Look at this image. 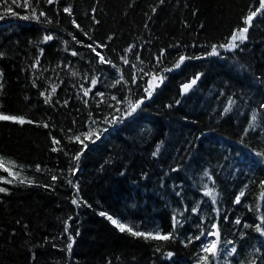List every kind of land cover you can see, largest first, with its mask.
<instances>
[{"label": "trees", "instance_id": "1", "mask_svg": "<svg viewBox=\"0 0 264 264\" xmlns=\"http://www.w3.org/2000/svg\"><path fill=\"white\" fill-rule=\"evenodd\" d=\"M69 5L72 16L63 12ZM257 7L259 0H39L36 15L46 17L37 20L31 8L0 0V111L32 121H0V157L19 173L0 168V264H203L214 223L212 264H264V235L255 231L264 218V16L234 50L219 47ZM94 43L107 44L98 51L116 67L98 62L87 47ZM213 45L218 55H209ZM181 54L194 58L175 68ZM153 73L164 79L148 97ZM81 85L92 91L84 96ZM101 212L175 239L121 232Z\"/></svg>", "mask_w": 264, "mask_h": 264}, {"label": "snow or ice", "instance_id": "2", "mask_svg": "<svg viewBox=\"0 0 264 264\" xmlns=\"http://www.w3.org/2000/svg\"><path fill=\"white\" fill-rule=\"evenodd\" d=\"M5 3H7V0H4ZM161 3H163V0H160ZM11 3L12 4H15L17 7H25L26 9L27 8H31V16L34 17L35 19L39 20L40 17H46V13L44 11H40L39 12V15H36V10H37V7L39 6V0H36V4L33 5L31 0H23V5L20 4L19 0H11ZM45 3L51 5V4H54V3H58V0H45ZM6 12H11L12 15H18V13L16 12H12L11 8H6L5 9ZM93 12H95V8L92 9ZM153 12L156 11V8H153L152 9ZM63 12L64 13H67L69 16H72L73 14V10H72V7L71 5L69 6H66L63 8ZM261 15V16H264V0H259V7H257L256 9L254 10H249L248 14L244 17L243 19V24L244 26L243 27H239L237 28L236 30L233 31L231 37H230V40L227 44H222V45H219V47L221 48H228V49H233V48H236L238 47L237 45V41H239L240 43H243V41L245 39H247V33L249 31V28L253 26V20L254 18L257 17V15ZM23 19H29L30 17L29 16H23L21 17ZM0 19H3L2 16H0ZM93 20L96 22V23H99V21L95 20V17H93ZM50 22V21H49ZM72 24L77 28V29H80V25L76 22L75 19L72 20ZM81 31H83L82 29H80ZM85 36H88V33L85 32L84 33ZM53 37L51 35H46L43 37V40L44 41H50L52 40ZM89 39H91V37L89 36ZM109 39H111V37H109ZM73 40H76V37L73 36ZM77 43H80V41H77ZM87 47L89 49H91V51L95 54V56L98 58V62L101 63V64H109L111 65L112 67H116L115 64H113L112 60L111 59H108L106 58V56L101 52V51H98V49H104L107 47V44H102V43H94V44H88ZM133 48H135V45H132V46H129V48H126L124 51L125 53L127 52H130L133 50ZM164 52L165 50H161V54L159 57H157V61L159 62L161 57L164 55ZM73 56H77L79 55L78 52L76 51H72L71 53ZM209 55H218V51H217V46L216 45H213L212 46V51L209 53ZM194 57H186L185 55L181 54L178 58V61L174 64V67L175 68H178L180 67V65L186 60V59H192ZM120 59L123 61V63L125 65H128L130 63L127 55H124V56H121ZM137 59L139 60V56L137 55ZM142 63V61H141ZM39 65V60L36 61V63L33 65V67H36ZM133 68H136V65L133 64L132 65ZM172 69H168V68H165L164 71L167 72V71H171ZM117 71H120V69H117ZM140 71L142 72L143 69H140ZM73 75H75V73H73ZM145 75H148V73H145ZM3 76V73L0 72V78H2ZM198 78V77H197ZM123 79V76H121V80ZM159 80V82H163V79L164 77L163 76H159L157 77V75L155 73L152 74V79L149 80L148 82V88L145 89V92L148 94V97L151 96V90L157 86L154 84V81L156 80ZM98 82V79L96 77H92L91 78V85L92 86H95ZM133 82H135V75H133ZM196 80H192L190 84H185L183 85V88H184V91H187L191 86L192 84H195ZM116 83H120V80H117ZM0 87H2V85H0ZM81 88L83 90V94L84 96H87L89 94V92L92 91V88L89 87V88H84L83 85H81ZM56 91V87L53 86L52 87V93H55ZM41 95H44V93H41ZM96 95H99V96H103L104 93H96ZM50 98H51V94H49V96L45 99V103H48L50 101ZM112 99H116L115 97H112ZM144 102V98H141L139 100H137L134 104L129 102L130 103V107H131V111H135L137 108L140 107L141 104H143ZM65 103H67V101H65ZM85 103H87V101H85ZM262 107H264V105H262ZM229 111V109H225V112ZM253 121H255L256 117L255 115H253L252 117ZM0 121H12V122H17V123H20V124H24V123H32L31 120H25V118L23 116H16V115H7V114H4L2 111H0ZM107 122V121H106ZM93 123H95V121H93ZM44 127H48L47 124H44ZM251 127V125H250ZM104 131H107V129H104ZM86 135V138L88 139H91L93 133L90 131L89 133L85 134ZM96 138L98 139L99 138V134H96ZM69 139H73V137H70ZM75 140H78L80 141V137L79 136H76L74 137ZM92 142H95V141H92ZM60 141L53 138V144L54 145H57L59 144ZM81 143H83V141H81ZM84 147L86 148L87 145L85 144ZM59 149H57L56 147H53L52 151H58ZM155 155V153H154ZM75 159H79V155H77L75 157ZM13 165H15V162H9ZM0 168H4L5 171H8L9 175L11 176H16V175H19V173L17 172H12L9 168H6L4 167V158L3 157H0ZM37 170L39 171V165L37 166ZM205 176H208L209 174L207 172L204 173ZM211 178V177H209ZM3 178L0 177V180H2ZM53 180H56L57 177L53 176L52 177ZM7 183H11L12 181H6ZM21 183H23L24 181L21 180L20 181ZM29 183H31V181H29ZM69 183H71V181H69ZM261 186L264 187V181L261 182ZM7 189L6 188H3V187H0V193H4L6 192ZM206 195L208 196H212V199H213V202H215V196H213V193H212V189H208V191L205 193ZM245 195L244 191H241L239 193V195H237L235 197V203L239 204L241 202V197H243ZM73 204H76L77 203V200L76 199H73L72 201ZM196 209H193V211H195ZM101 216H106L107 219L115 226L119 229V231L121 232H125L127 231L129 234H131L132 236H135V237H143L145 239H155V240H163V241H169V240H173L175 239V235H174V232H168L167 234H161V232L159 230H156L155 232H141V231H136L133 229V227L129 226L128 224L126 223H122L120 222V220L118 219H115L113 218V216L111 215H108L107 213L105 212H101L100 213ZM225 219H227V217H225ZM179 222L176 220L175 217H173V228L175 229L176 225L178 224ZM235 223L237 225H239L241 223L240 219H236ZM212 229H215V231H208L207 235L209 236H215V237H219L220 235V232H219V224H212ZM245 228L247 227H251V225H248V224H245L244 225ZM255 231L261 233L262 235H264V218L261 219V223L259 224H256L255 225ZM201 235H204V233L202 232ZM193 239H196V240H199L200 239V236H196L194 238L192 237H189L188 239V243H191ZM218 244H219V239H216V240H212L208 243H205L202 245V251L204 253H206V255L202 256L201 257V261L203 262V264H212V261L215 260V258L217 257L218 255ZM68 249L70 250L71 247H72V244H68ZM159 250V249H157ZM236 252V248L233 247L230 252H228V255H231L233 253ZM169 256L172 255L171 252L168 253Z\"/></svg>", "mask_w": 264, "mask_h": 264}, {"label": "water", "instance_id": "3", "mask_svg": "<svg viewBox=\"0 0 264 264\" xmlns=\"http://www.w3.org/2000/svg\"><path fill=\"white\" fill-rule=\"evenodd\" d=\"M192 80H194V79H191L189 82H187V83H185V84H190ZM195 80H196L195 84H192V86H191L187 91H184V88H183V85H185V84H183V85L180 87V91H181V95H182V96H185V95L189 94V93L191 92V90L197 85V83H198V81H199V76H198V78H195ZM110 223H111V222H110ZM111 224H112V223H111ZM112 225H113V224H112ZM214 231H215V229H214ZM214 238H215V240L218 239V238L215 237V236H214Z\"/></svg>", "mask_w": 264, "mask_h": 264}, {"label": "rangeland", "instance_id": "4", "mask_svg": "<svg viewBox=\"0 0 264 264\" xmlns=\"http://www.w3.org/2000/svg\"><path fill=\"white\" fill-rule=\"evenodd\" d=\"M236 43H237V45H239L240 42L237 41ZM226 49L229 50V51H231V50H234L235 48H233V49L226 48ZM209 239H210V241L214 240L212 236H209Z\"/></svg>", "mask_w": 264, "mask_h": 264}]
</instances>
